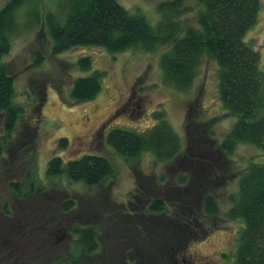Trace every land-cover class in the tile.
Here are the masks:
<instances>
[{"label":"rangeland","instance_id":"obj_1","mask_svg":"<svg viewBox=\"0 0 264 264\" xmlns=\"http://www.w3.org/2000/svg\"><path fill=\"white\" fill-rule=\"evenodd\" d=\"M9 1L0 0V9ZM72 1L22 0L15 10L9 52L1 60L5 72L15 76V102L23 106L25 115L0 156V264H63L68 256L72 261L66 264H149L154 246L163 248L155 241L162 243L161 237L165 236L170 238L167 239L174 251L169 248L167 253L176 256V264H234L242 223L226 217L233 204L229 197L237 195L239 177L250 164L264 165V143H240L226 158L209 151L207 141L213 142L210 149L216 151L237 122V117L220 102L218 66L205 56L192 87L183 92L163 82L160 58L171 44L153 53L139 49L110 53L102 48L74 47L49 56V27L64 23ZM116 1L155 26L158 4L172 0ZM181 1L185 7H195L192 0ZM259 1L257 21L244 42L259 55L264 83V0ZM181 20L195 24L194 13L184 14ZM36 56H44V60L32 66ZM80 57L92 60L91 71L78 68ZM93 71L103 72L99 94L89 102L72 101V83ZM159 111L180 139L181 152L175 159L159 163L151 152L136 159L124 158L106 143L113 129L145 133L156 125L155 113ZM189 123L192 143L187 139ZM29 128L36 130L34 158L20 148L26 145L23 136H32ZM60 138L66 139L64 148L58 146ZM84 155L106 158L113 174L94 187L69 181L66 175L47 176L52 157L67 162ZM29 160L35 170L34 193L24 185L23 197H19L8 183L23 184ZM191 165L202 173L193 180L189 178L193 184V188L187 186L189 196L195 199L213 194L220 207V213L201 226L204 235L193 233L202 235L197 240L193 235L188 238L187 233L174 238L176 230L168 225H184L186 205L182 200L170 197L167 209L160 215L147 211L148 200L157 193L163 198L159 192L173 186L177 176L187 174L186 167ZM136 179L140 180V199L132 197ZM199 185L203 186L201 190L196 188ZM67 199L73 200L74 207L62 214L61 204ZM3 205L10 214L4 213ZM73 226L96 227L99 247L89 258L72 246L76 239L71 233ZM161 262L166 264L164 257Z\"/></svg>","mask_w":264,"mask_h":264},{"label":"trees","instance_id":"obj_2","mask_svg":"<svg viewBox=\"0 0 264 264\" xmlns=\"http://www.w3.org/2000/svg\"><path fill=\"white\" fill-rule=\"evenodd\" d=\"M192 1L195 4L194 8L185 7L181 0L159 3L158 21L152 26L142 14L129 13L116 0H74L72 10L64 23L49 27L52 39L49 56H56L74 47L102 48L110 53L132 49L153 53L171 44L160 58L163 82L183 92L190 90L203 58L209 56L218 66L220 102L230 114L237 117V122L216 151L210 149L213 142L207 141L210 152L220 153L222 158H226L233 155L240 143L249 145L264 143V83L259 70V55L244 42L245 35L257 21L260 1ZM21 2L22 0H10L0 9V156L7 150L21 118L25 115L23 106L15 102V76L8 75L1 64L2 58L9 52L11 46V37L15 31V10ZM189 12L194 13L193 25L181 20V17ZM35 58L32 66L44 60V56ZM77 66L81 71L89 72L92 70V60L89 57H80ZM102 73L93 71L88 76L77 78L72 83L71 100L85 103L95 99L102 89ZM191 109L193 108L190 107L189 110ZM155 118L156 125L145 133L125 129L111 130L106 137V143L124 158L136 159L144 152H151L159 163L175 159L181 152L180 139L164 119L162 111L155 113ZM186 129L189 136L187 139L192 143L190 123ZM30 130L31 138L23 136L22 140L26 145L20 148H25L27 154L34 158L36 130L34 128ZM58 146L64 148L66 139L60 138ZM27 164L30 167L23 175V184L19 181L8 183V187L19 197H23L21 187L24 185L28 187L29 193H34L35 183L32 175L35 170L31 167L30 160ZM186 168L189 170L187 174H179L173 186L169 185L168 190L159 192L160 195L163 194V198L157 193L148 200L147 211L155 215L164 213L167 202H170L168 199L172 196L175 200H182L185 203V212L182 214L184 225H177L175 222L168 224L176 230L177 235L174 238L179 233L184 235L187 233L189 238L196 231L204 235V227L201 226L220 213L218 201L213 194L195 199L189 196L187 186L193 188L189 178L193 180L202 172L197 168L192 169V165ZM46 174L51 178L66 175L69 181L94 187L111 176L113 169L109 161L102 156L84 155L67 162L55 156L49 160ZM160 179L164 181V176ZM136 180L132 197L140 199V180ZM201 186L196 188L201 190ZM238 188L237 195L229 197V202L233 204L226 213L228 219H240L242 223L234 264H264V165L250 164L239 177ZM3 206L4 213L10 214L6 205ZM73 207V200L67 199L62 202L60 210L62 214H66ZM71 233L76 236L72 246L76 252H81L82 256L89 258L98 250L96 227L73 226ZM202 235L193 236L197 237L195 239L197 240ZM161 238L163 242L156 240L155 245L162 244L159 248H163L158 250V246H154L152 251L154 253L148 256L149 264H164L161 262L163 257L166 264H176V256L167 253L169 248L172 250L170 238L166 236ZM169 245L170 247H167ZM71 261V257L68 256L63 264Z\"/></svg>","mask_w":264,"mask_h":264}]
</instances>
